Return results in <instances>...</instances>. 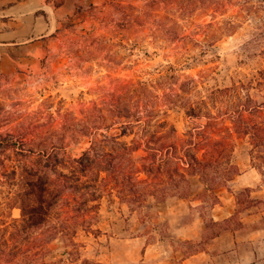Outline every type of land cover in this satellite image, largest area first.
<instances>
[{
  "label": "rangeland",
  "instance_id": "374dc122",
  "mask_svg": "<svg viewBox=\"0 0 264 264\" xmlns=\"http://www.w3.org/2000/svg\"><path fill=\"white\" fill-rule=\"evenodd\" d=\"M245 3L76 0L74 13L60 20L46 39L37 64L0 73V140L6 137L15 143L0 147V264H27L28 255L41 258L44 250L47 259L59 258L65 249L63 235L54 232L56 214L29 233L21 222L20 177L25 168L41 166L43 154L52 159L46 169L49 176L60 180L70 167L54 166V156L79 157L91 140L102 138L100 133L119 134L118 124L107 132L105 126L125 120V111L166 118L181 132L183 98L228 85L259 66L244 49L258 21ZM191 79L197 91L184 89ZM248 150L245 139H235L234 162L245 174L230 183V190H218L221 208L219 203L203 208L197 196L191 208L175 196L162 202L150 198L143 208L152 216L148 221L139 212H129L116 197L109 200L104 194L98 215L85 217L76 211L74 200L69 226L81 256L102 264H181L200 249L216 250L211 229H205L199 215L218 219L233 209L222 227L242 238L264 223L241 221L264 210V163L256 160L260 171L252 167ZM66 201L61 211L72 200ZM89 224L93 231L85 230ZM236 254L250 256L246 246ZM219 258V264H229L225 256ZM196 262L215 264L204 254Z\"/></svg>",
  "mask_w": 264,
  "mask_h": 264
},
{
  "label": "trees",
  "instance_id": "16d2710c",
  "mask_svg": "<svg viewBox=\"0 0 264 264\" xmlns=\"http://www.w3.org/2000/svg\"><path fill=\"white\" fill-rule=\"evenodd\" d=\"M244 2L258 18L244 49L250 58L259 60V66L243 77L233 78L228 85L208 88L194 99L183 98L181 132L166 118L138 110L125 111L121 115L125 120L105 126L107 132L118 124L119 134L100 133L102 138L91 140L79 157L54 156V166L70 167L68 173H61L60 180H53L46 170L52 166L49 154L42 155L41 166L23 170L19 197L23 228L32 232L56 214L59 223L54 232L63 235L65 248L59 258L47 259L45 250L41 258L30 254L27 264H102L82 257L79 244L71 235L74 200L76 211L85 217L92 212L98 215V201L104 194L109 200L116 197L129 212H139L148 221L152 216L143 208L149 205L150 198L162 202L167 196H175L187 200L191 208V201L197 196L203 208H212L219 203L218 190H230V183L241 173L234 162L236 138L247 141L250 165L260 171L255 162L264 163V19L258 13L264 0ZM184 89L192 92L196 83L191 79ZM98 130L96 127L94 133ZM14 144L6 137L0 140V147ZM66 199V203L72 201L61 211L60 205ZM199 216L205 229H211L212 239L230 230L222 227L226 219L215 220L203 213ZM85 230L93 231L92 224L86 225ZM200 251L207 252H197Z\"/></svg>",
  "mask_w": 264,
  "mask_h": 264
},
{
  "label": "crops",
  "instance_id": "0c3cea01",
  "mask_svg": "<svg viewBox=\"0 0 264 264\" xmlns=\"http://www.w3.org/2000/svg\"><path fill=\"white\" fill-rule=\"evenodd\" d=\"M75 2L76 0H0V73L37 64L44 55L46 39L56 31L60 20L74 13ZM244 174L241 172L234 182ZM185 203L188 207V202ZM218 206L222 207L220 203ZM233 214L234 209L214 219L224 220ZM258 214V217L249 214L248 218H242L241 221L243 224L264 221V210ZM243 234L239 238L237 231L226 230L213 239L215 252L193 253L185 257L181 264H198L196 258L200 254L207 255L215 264L220 261L223 263L220 256H225L229 264H264V223ZM241 246L248 248L250 256L236 254Z\"/></svg>",
  "mask_w": 264,
  "mask_h": 264
}]
</instances>
